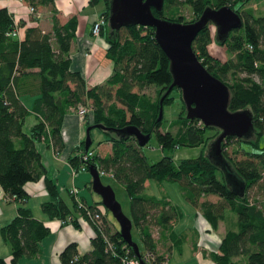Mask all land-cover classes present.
Instances as JSON below:
<instances>
[{"label":"trees","instance_id":"obj_1","mask_svg":"<svg viewBox=\"0 0 264 264\" xmlns=\"http://www.w3.org/2000/svg\"><path fill=\"white\" fill-rule=\"evenodd\" d=\"M28 1L50 7V29H43L38 22L30 23L25 35L19 37L9 31L14 26L13 14L7 5L0 4V183L8 200L18 201L16 213L0 225V232L10 244L11 261L15 263L22 254L36 256L41 251V239L50 230V226L22 202L29 195L28 180L44 177L48 196L41 201V206L49 216L67 221L71 214L74 215L72 222L80 224L77 218L80 206L73 196L69 202L56 179L48 174L36 141L47 140L59 149L64 144L62 122L67 110L71 105L76 107L79 102H85L91 107L83 120L86 124L104 123L106 127H101L104 130L101 139L111 142L108 152L102 154L95 150L86 158V168L90 164L98 169L105 168L124 183L130 200L129 215L144 243L141 245L136 239L140 252L145 247L157 250L153 225H161L164 232L172 221L184 214L180 204L166 192L158 195L146 191V180L153 178L158 183L178 181L185 196L213 227H217L219 219L225 217L228 210V214L234 213L235 222L229 225L220 240L215 241L216 245L204 247V254L218 264H264V13L257 14L252 7L244 6L248 0H164L160 10L153 6L156 14L190 20L196 18L207 4L219 6L227 2L243 17L240 26L232 28L224 39L219 38L227 43L229 52L224 58L208 47L212 21L201 27L192 41L209 70L229 84V107H249L253 114L252 133L227 134L221 142L229 169L245 182L241 193L227 180L225 168L208 153L210 142L220 132V127L205 124L198 116H188L177 84L163 97L165 108V103L175 96L173 89L180 90L182 106L171 119L177 128L160 127L165 118L163 113L158 117L160 97L173 76L170 58L155 37L153 25L132 22L112 27L109 23L110 0H102L101 13L106 19L100 33L107 41L105 53L113 67L105 79L88 84L83 72L70 66L77 14L62 21L57 15L55 0ZM89 1L95 4L99 0ZM182 4L192 7V17L185 16ZM149 83L157 85L155 97L143 90ZM25 92L35 94L32 108L22 98ZM31 109L37 111L38 120L25 130V117ZM129 122L144 131H155L162 147L169 150L157 159H149L144 144L138 143L135 134L114 129ZM94 126L91 127L89 147H85L84 139L74 146L69 155L72 164L77 165L82 160L80 150L95 148ZM230 143H235L231 151ZM180 145H200V150L196 154L175 157L174 150ZM212 194L218 198L209 197ZM104 217L102 230L90 220L95 229L91 237L93 247L89 251H80L76 240L68 241L59 252L62 264L74 261L79 264H121V253L126 248L134 251L119 227L113 226L106 215ZM226 218L228 220L229 215ZM170 231L180 247L186 231L174 228ZM103 232L113 240L118 254L108 247ZM238 256L242 258L239 260ZM0 264H10L1 253Z\"/></svg>","mask_w":264,"mask_h":264},{"label":"crops","instance_id":"obj_2","mask_svg":"<svg viewBox=\"0 0 264 264\" xmlns=\"http://www.w3.org/2000/svg\"><path fill=\"white\" fill-rule=\"evenodd\" d=\"M28 3V0H0V4L7 5L8 10L13 14L14 19L18 20L19 37H23L25 35L26 27L30 23L38 22L43 29H50L52 27V10L50 9V7L46 4L38 3V7L41 9L42 15L37 19L34 14L29 11ZM55 4L57 7V15L59 16L60 20L65 21L73 13H76L78 16L76 32L72 38L70 47V66L72 68L80 69L83 72L88 84L102 81L111 73L113 63L110 57H108L105 53L107 45L105 36L102 33L94 34L92 31V25L94 19L101 12L104 3L101 2V4L98 5L91 4L89 0H55ZM34 96L35 94H31L30 92H25L22 94L23 100L30 108H32ZM37 120V111L31 109L25 117L24 129L29 130L31 125L34 124ZM86 125L87 124L85 123V121L79 118L75 106L71 105L67 110L62 122L64 144L59 149H57L52 142L50 143L47 140L38 139L36 141L37 147L42 153V159L46 165L48 174L56 179L61 193L69 202H71L72 196L74 197V195L69 192V187L72 184H76L78 186V181L82 179H77V175L79 174V172H72L69 155L73 151L74 146L82 139H84L86 134ZM102 137L103 135L100 136L99 139H101ZM99 139L98 143L94 145L95 150L97 151V149L102 146L103 151L99 152L104 154L111 149V142L105 139H101L99 141ZM108 141L110 143H108ZM104 144L106 147L103 148ZM174 155L176 157V154ZM83 176L85 177L84 179H86V174H84ZM146 183L148 185L149 179L146 180ZM26 187L29 195L25 199H23L22 202L30 206L33 213L37 217L42 218L50 226V230L41 239V251L36 256L29 257L26 254H22L14 264H62L59 252L61 248L70 240L77 241L80 251H89L93 247L91 237L95 232V229L89 220H87L86 218H81L79 220L80 224L77 225L73 223L72 220L62 221L58 216H49L47 212L43 210L41 201L48 196L44 177L41 176L36 179L28 180L26 182ZM146 191L153 192L158 195L166 192L168 197L172 199L168 191L157 192L151 191L149 189H146ZM78 193L88 202L99 203L101 201V196L97 194H92V200L88 199L81 188L78 189ZM214 195L216 194H212L209 197H211L212 199L218 198V195ZM32 196H39L40 198L39 202H37V204L35 205L31 202ZM7 197L8 196L6 195V192L2 184L0 183V209L4 206H7L3 203L5 201L14 203H12L13 206L11 205L8 208L9 212H3L0 217H2V215L11 214V218L17 211L18 201L8 200ZM198 211V208H196L195 220L190 223L191 225L188 224L187 226L185 225L186 227L183 226L181 228H178L177 223L183 217L182 216L179 219L172 221V224L167 229H165L164 232H162V230L158 235L154 233L157 251L163 254H168L172 264H188L185 259H173L175 255L179 254L180 255L177 257L181 258L185 251H187V253H191L192 251L196 252L198 257V264H218L209 255L204 254V247L207 245L211 247L212 245H209L206 241L204 242L203 238H206L210 241H213L214 239L215 241L220 240L229 225L231 226L232 223L235 222V215L234 213L228 214V211H230L228 210L226 216L219 219L217 227H213L207 219L206 222L202 218L197 219V214L199 213ZM109 212L110 211L108 210V207H106V217L110 220L113 226L119 227V225H117L115 219L109 214ZM228 215L229 219L227 220L226 217ZM7 217L9 216L5 217V221L9 219ZM2 223L3 222H1V224ZM171 228H174L176 231H190L187 237L183 238L180 247L171 237ZM217 231L220 235L217 233ZM207 233H209L208 236L206 235ZM163 238L167 239L166 241H164L166 243L163 242ZM216 243L217 242H215L214 245H216ZM6 250V252L1 253L10 263V245L6 247ZM72 264H79V262L74 261Z\"/></svg>","mask_w":264,"mask_h":264},{"label":"water","instance_id":"obj_3","mask_svg":"<svg viewBox=\"0 0 264 264\" xmlns=\"http://www.w3.org/2000/svg\"><path fill=\"white\" fill-rule=\"evenodd\" d=\"M164 0H110L109 23L112 27L138 22L154 26V35L170 58V69L173 79L160 97L158 117L163 113V97L177 84L186 104L188 116H198L205 124H215L220 132L211 140L208 153L226 171L229 183L237 192L244 191L245 182L228 167L227 159L222 151V139L227 134L249 135L254 130L253 114L249 107L232 109L229 107V84L209 70L195 51L192 41L206 23L212 21L216 25L218 38L224 39L229 31L240 26L243 17L230 3L219 6L207 4L194 19L181 20L156 14L153 6L160 10ZM106 127L102 122L86 125L84 137L85 147L92 141L91 127ZM118 132L135 134L139 144H145L151 136L149 131L142 130L134 123L115 126ZM92 186L102 195V202L112 211L119 222V230L137 253H140L138 241L133 237V220L125 212L115 194L111 183L103 182L99 169L90 164Z\"/></svg>","mask_w":264,"mask_h":264},{"label":"rangeland","instance_id":"obj_4","mask_svg":"<svg viewBox=\"0 0 264 264\" xmlns=\"http://www.w3.org/2000/svg\"><path fill=\"white\" fill-rule=\"evenodd\" d=\"M101 1L102 0H99L95 4L99 5V4H101ZM244 6L252 7L253 10L255 11V13H257V14L264 13V0H248L244 3ZM182 11L187 18H190L193 15L192 7L189 4H182ZM212 28H213L212 29V38L210 39V41L208 43L209 50L211 52H213L214 54H216L220 57L222 56L224 58L226 55H228V52H229L228 47H227V43L219 40V38L217 36V32H216V25L214 22L212 24ZM143 90L146 91L147 93H149L150 95H152L153 97H155L156 93H157V85L154 83H149L143 88ZM173 93L175 95L174 98L170 102L165 103V106H164L165 108H163V114H164L165 118H164L163 124L160 126L163 129L164 128H170L172 130H176V128H177V124L176 123L172 124L171 119H173L176 116L177 111L182 106L183 101H182V97L180 96V90L179 89L174 88ZM88 100L90 101V99H88ZM92 133H93V137H94L93 144L96 145L98 143L99 137L104 134V130L101 127L95 125L93 127ZM108 143H110V142L108 141ZM234 145H235V143L229 144L228 148L230 151L232 150V147ZM108 146H109V144H108ZM143 146H144V150H145L149 159H157L160 155H162L164 152L169 150V148L166 146L162 147L161 143L158 140V137H157L155 131L153 133H151L150 138L148 139V141ZM104 147H106L105 144H104L103 148ZM176 148L177 149L174 151V154H176V157H177V156H180L183 154H196V153H198V151L200 150V145H193V146H191V145H180V146H177ZM97 151L102 152L103 151L102 146H100V148H98ZM180 152H181V154H180ZM77 172H79V174L77 175V179L82 178L78 181L79 182V185H78L79 188L82 189V191L84 192V194L87 196L88 199H91V200L93 199L92 194H97V195L101 196V199H100L101 201L99 202L100 203L99 205L102 206L104 208V210L106 211V206L102 202V195L97 190H95L92 186V183H91L92 174H91L89 168H80ZM84 174H86V176H87L86 179H84L85 178L83 176ZM100 175H101L103 182L111 183L113 185V187L115 189V194H116L117 198L119 199V201L121 202L124 211L127 213H130L129 194L125 188L124 183L109 172H103V173H100ZM148 179H149V183L147 185V189H149L151 191H157V192L168 191L170 193L172 199L175 202H178L183 207L184 215L179 220V222L177 223L178 228H181L185 225L187 226L188 224H190L191 222H193L195 220V209L197 207L182 192L180 184L178 183V181L163 180V181L158 183L153 178H148ZM214 196H216V195H214ZM39 200H40L39 196H32V198H31V202L34 205L37 204V202H39ZM3 203H4V205H7V206H4L3 208L0 209V216H1V214H3V212H9L8 208L11 205L13 206V204H14L13 202H6V201ZM108 210L110 211L109 214L115 219L117 225H119V222L116 219V217L113 215L112 211L109 208H108ZM6 216H9L7 218H10L11 214L2 215V217H0L1 218L0 224H1V222H4L6 220L5 219ZM198 218H202L206 222V218H204V216L202 214H200V212L197 214V219ZM152 228H153V233H155L156 235H158L162 231V229H164L159 224L153 225ZM185 231L187 233L186 234V237H187V235L190 233V231L189 230H185ZM132 233L134 235V238L139 240L141 245L144 244L142 239L140 238V232L138 230V227H136L135 224L132 226ZM217 233L219 234L218 231H217ZM206 235L208 236L209 233H207ZM166 240L167 239L163 238V242ZM203 240H204V242L205 241L208 242L209 245L215 244V243L213 244V242H215V239L213 241H210L206 238H203ZM164 243H166V242H164ZM8 245H10V244L3 238V236L0 232V253L6 252L7 251L6 247ZM175 254H176V252H175ZM179 255H175L173 257V259H175V258H178L180 260L185 259L188 264H198V257H197L196 252H194V251H192L191 253L190 252L187 253V251H185V253L181 256V258L177 257ZM238 258H239V260L241 259L239 256H238ZM10 264H14L11 261V259H10Z\"/></svg>","mask_w":264,"mask_h":264},{"label":"built area","instance_id":"obj_5","mask_svg":"<svg viewBox=\"0 0 264 264\" xmlns=\"http://www.w3.org/2000/svg\"><path fill=\"white\" fill-rule=\"evenodd\" d=\"M29 6V11L32 12L35 16H40L41 15V9L29 2L28 3ZM105 14L104 13H99L97 15V17L94 19L93 21V25H92V31L95 34H99L100 33V28L102 23L105 21ZM19 26H18V20L14 19V26L9 30L10 32H13L15 34L19 33ZM90 105L85 103V102H79L76 105V111L79 115L80 119H83V115L90 110ZM95 151L94 147H91L87 150H83V151H79L80 157L82 158V160L79 162V164L74 165L71 163V170L73 173H76L79 168H86V158L89 157V155L93 154ZM99 172L103 173V172H109L112 174V172L110 170H107L105 168L99 167ZM78 189L79 187L76 184H72L69 187V192L72 193L75 197V200L77 201L78 205L80 206V209H82V211H78L77 214V218L81 219V218H86L89 221L92 220L96 226L98 228H100L101 230L104 228V216H105V211L103 210V208L100 205H92L90 203H88V201H86L85 199H83L79 193H78ZM14 196V195H11ZM74 215L72 216L71 214H69L67 216V220H71V218H73ZM60 219L62 221H66L65 218L60 217ZM104 236L105 239L107 240V245L108 247H111L113 252L118 254L117 250H115L114 248V244H113V240H111V238L109 237V235L105 232ZM126 246V244H124ZM160 252L157 250H154L153 248L150 247H145L140 253H137L135 250L133 252L129 251V248H126L124 252L121 253L120 255V259H121V264H172L170 261V258L168 256V254H162V256L159 255Z\"/></svg>","mask_w":264,"mask_h":264}]
</instances>
